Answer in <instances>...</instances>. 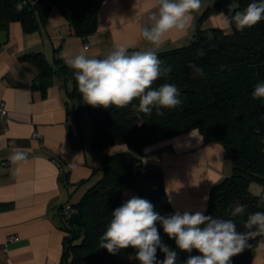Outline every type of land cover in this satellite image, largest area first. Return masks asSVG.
I'll list each match as a JSON object with an SVG mask.
<instances>
[{"label":"trees","instance_id":"16d2710c","mask_svg":"<svg viewBox=\"0 0 264 264\" xmlns=\"http://www.w3.org/2000/svg\"><path fill=\"white\" fill-rule=\"evenodd\" d=\"M104 0H0V34L11 23H19L25 33L45 27L48 14L57 6L75 36L85 40L97 28L100 7ZM254 0H228L235 11L244 10ZM258 2V0H257ZM211 13L206 10L196 21L192 40L183 46L157 51L162 67L171 72L157 79L152 88L173 84L180 90L182 105L161 109L164 116L138 112L132 105L124 108L92 107L84 103L77 89L74 70L59 57L52 67L39 53L22 57L38 70L40 87L47 84L53 73L71 82L68 117L78 115L77 103L89 116L93 126L92 144L96 153L125 144L124 152L103 155L102 176L74 204L77 213L62 220L64 232L59 264H139L131 247L110 254L99 247V238L106 231L112 211L133 196L149 200L161 216L174 213L169 205L161 171L145 166L141 156L149 144L179 133L197 129L202 135L219 142L232 165L231 175L214 185L209 192L205 215L233 220L238 232H245L243 222L257 211L264 212V101L252 98L257 83H264V20L252 28L237 31L233 25L229 34L217 28H203ZM133 52L130 50L129 53ZM98 56L97 58H103ZM132 104L138 107L139 101ZM260 187L258 194L251 186ZM237 204L246 205L245 212L233 217ZM164 244L175 249V242L163 232ZM260 236L249 241L252 245L231 258V264H251ZM177 264L195 250L181 253ZM157 259L164 254L157 251Z\"/></svg>","mask_w":264,"mask_h":264},{"label":"crops","instance_id":"0c3cea01","mask_svg":"<svg viewBox=\"0 0 264 264\" xmlns=\"http://www.w3.org/2000/svg\"><path fill=\"white\" fill-rule=\"evenodd\" d=\"M154 2L104 0L97 28L85 40L75 36L57 6L39 30L25 33L19 23H11L0 34V101L5 103L8 118L6 129H0V264H59L62 207L76 204L100 179L103 155L127 150L121 144L96 153L87 113L68 117L71 82L53 73L40 87L37 68L22 57L39 53L55 67L56 57L64 62L65 53L78 54L85 45L94 57L106 56L118 44H131L129 51L156 52L183 46L192 40L194 25L206 10L211 13L203 28L230 33L220 26L219 14L227 15L220 0H202L188 32L182 36L170 33L157 49L140 35V29L151 23ZM35 132L40 137H34ZM13 147L28 150L26 163L10 161ZM141 160L161 171L167 201L174 212L181 213L205 212L210 189L232 172L222 145L197 129L149 144ZM251 264H264V236L259 237Z\"/></svg>","mask_w":264,"mask_h":264},{"label":"clouds","instance_id":"9594fccd","mask_svg":"<svg viewBox=\"0 0 264 264\" xmlns=\"http://www.w3.org/2000/svg\"><path fill=\"white\" fill-rule=\"evenodd\" d=\"M202 6V0H155L156 10L151 23L140 29L141 37L155 48L161 47L170 33L185 35L192 27L193 13ZM230 5V12L235 10ZM221 28L231 32L252 28L264 20V0H254L234 15L220 13ZM131 44H118L106 56L97 58L88 55L87 47L78 54H64L65 64L74 70L78 92L85 104L92 107L124 108L132 105L138 112L151 116H164L161 109H175L182 105L180 90L173 84H163L153 89V83L171 72V66L163 62L156 51L149 49L129 53ZM254 100L264 101V83H257L252 92ZM138 100V107L132 104ZM13 164L28 161V150L13 147L9 157ZM17 174L20 168L17 167ZM207 199V198H205ZM246 205L237 204L231 212L233 217L245 212ZM174 240L175 249L191 254L182 264H231V258L241 254L252 245L249 241L264 236V212L257 211L243 222L245 232L237 231L233 220L205 215L204 209L193 212L177 211L161 216L147 199L133 196L112 211L111 221L99 238V247L110 254L129 247L135 250L132 257L139 264H177L178 252L162 242L159 228ZM164 254L157 259V251Z\"/></svg>","mask_w":264,"mask_h":264},{"label":"built area","instance_id":"2783aa9c","mask_svg":"<svg viewBox=\"0 0 264 264\" xmlns=\"http://www.w3.org/2000/svg\"><path fill=\"white\" fill-rule=\"evenodd\" d=\"M228 0H220V5L222 7H224V5H226V2ZM86 47V45H85ZM74 110L76 112L77 115L81 114L83 111L79 108V105L77 103L74 104ZM7 122H8V118H7V109L5 106V103L3 101H0V129L1 130H5L7 127ZM33 136L38 138L40 137L38 133H33ZM261 198L264 199V192H262L261 194ZM77 213V208L74 205H65L64 207H62L60 215L62 218L64 219H69L72 216H74Z\"/></svg>","mask_w":264,"mask_h":264},{"label":"rangeland","instance_id":"374dc122","mask_svg":"<svg viewBox=\"0 0 264 264\" xmlns=\"http://www.w3.org/2000/svg\"><path fill=\"white\" fill-rule=\"evenodd\" d=\"M223 9L225 10V12H227V15L230 14V13H229V12H230V10H229V9H230V5H224ZM232 15H233V14H232ZM253 190H254L253 192H254L255 194H258L259 191H260L259 188H258L257 186L254 187Z\"/></svg>","mask_w":264,"mask_h":264}]
</instances>
